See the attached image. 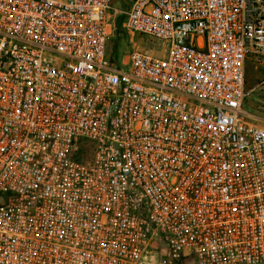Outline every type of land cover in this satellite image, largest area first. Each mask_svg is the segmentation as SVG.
Listing matches in <instances>:
<instances>
[{"label": "built area", "instance_id": "built-area-1", "mask_svg": "<svg viewBox=\"0 0 264 264\" xmlns=\"http://www.w3.org/2000/svg\"><path fill=\"white\" fill-rule=\"evenodd\" d=\"M112 2L0 0V264H264V0Z\"/></svg>", "mask_w": 264, "mask_h": 264}, {"label": "rangeland", "instance_id": "rangeland-1", "mask_svg": "<svg viewBox=\"0 0 264 264\" xmlns=\"http://www.w3.org/2000/svg\"><path fill=\"white\" fill-rule=\"evenodd\" d=\"M131 0H113L111 9V29L113 33L108 40L107 55L115 63L126 60L132 48L146 46L145 39L127 32L122 23ZM246 104L251 113V120L264 126V67L255 68L254 62L248 60L244 68Z\"/></svg>", "mask_w": 264, "mask_h": 264}]
</instances>
